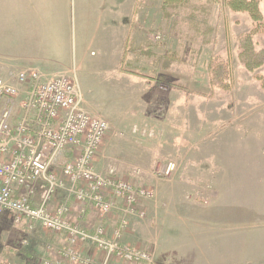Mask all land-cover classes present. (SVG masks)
<instances>
[{
	"label": "rangeland",
	"instance_id": "rangeland-1",
	"mask_svg": "<svg viewBox=\"0 0 264 264\" xmlns=\"http://www.w3.org/2000/svg\"><path fill=\"white\" fill-rule=\"evenodd\" d=\"M229 1L136 0L129 20L113 0H0V59L74 81L108 124L94 169L153 191L131 247L154 264H264V64L250 73L240 59L264 60V17ZM169 162L171 177L156 176ZM53 237L0 214V264H42Z\"/></svg>",
	"mask_w": 264,
	"mask_h": 264
},
{
	"label": "built area",
	"instance_id": "built-area-1",
	"mask_svg": "<svg viewBox=\"0 0 264 264\" xmlns=\"http://www.w3.org/2000/svg\"><path fill=\"white\" fill-rule=\"evenodd\" d=\"M7 77V78H6ZM26 87L23 100L20 89ZM108 130L105 120L90 116L83 107L77 84L66 76L51 79L35 69L0 75V214H9L13 224L28 223L64 238V245L47 244L52 258L42 264H92L81 247L90 244L104 256L103 264H154V255L122 244L121 237L131 218L143 219L141 202L153 198V191L117 179L113 171L102 174L93 162ZM69 160L55 173L58 159ZM176 165L167 163L155 173L169 178ZM20 190L19 197L15 192ZM35 192L38 203L31 205ZM73 198L84 209L91 208L102 217L113 212L119 223L110 236L99 226L89 235L67 219L66 203L54 211L48 204L58 193ZM27 240L22 245H27Z\"/></svg>",
	"mask_w": 264,
	"mask_h": 264
},
{
	"label": "crops",
	"instance_id": "crops-1",
	"mask_svg": "<svg viewBox=\"0 0 264 264\" xmlns=\"http://www.w3.org/2000/svg\"><path fill=\"white\" fill-rule=\"evenodd\" d=\"M113 1H118L119 4L123 5L122 7H124L126 4V6L129 9L128 17L130 20L134 6L136 4V0H113ZM263 3H264V0H261L260 6H259L260 8H262ZM262 16L264 17L263 14ZM129 20H128V23H129ZM120 24L125 26L126 23L125 21H123ZM18 69L19 68H16V66L8 59L7 60L0 59V72L1 73L5 74V72H8V71H19ZM25 93H26V87H22L20 89V96L18 100H23L25 97ZM261 94L263 96L262 100H264V90L263 89L261 90ZM20 193L21 191L17 190L15 192V196L19 197ZM65 199H66V195L64 194V192H58L49 202L48 210L52 212L55 210V208L58 205L62 203H66L68 207V213L66 216L67 219L71 222L72 225L78 226L82 231H84L85 233L89 235L93 234L95 229L98 228L99 226H103L106 229L107 235L110 236L119 223L120 215L118 212H113L106 217H102L98 213H95L93 209L89 207L84 209L73 198H70L68 200H65ZM37 203H38V193L36 192V194L32 198L31 205L36 206ZM137 221H138L137 219H132L128 221L127 227L124 230L122 237H121L122 244L126 246H130V247L132 245H135V247L136 246L141 247V245L135 242V239L137 237H141L140 231H138V228H136ZM23 225L25 226V230L28 232V223L25 222L23 223ZM49 241L52 244H54L56 247H62L65 243L64 238L62 236H59L56 238L53 237ZM12 251L13 250H7L5 252H2L1 254L3 255L4 253H7L9 256H11L13 254ZM81 251L85 257H88L92 261V264H100L97 260H95V255L98 256V255H103V254L96 251L93 246H91L90 244L83 245L81 247ZM118 262L111 260L109 264H118Z\"/></svg>",
	"mask_w": 264,
	"mask_h": 264
},
{
	"label": "trees",
	"instance_id": "trees-1",
	"mask_svg": "<svg viewBox=\"0 0 264 264\" xmlns=\"http://www.w3.org/2000/svg\"><path fill=\"white\" fill-rule=\"evenodd\" d=\"M260 1L261 0H230L226 3V5L234 13H242L248 15L254 25H260L263 20L262 14L259 9ZM240 59L244 63L246 70L250 73L260 68L264 64V60H259V62L255 65H251L246 58L240 56ZM208 70L213 74L212 83L218 84L217 76L219 73V65L215 64V66H213V63L210 61L208 64ZM256 79L259 78L257 77ZM261 84L262 89L264 90V79L261 80ZM168 87L181 89L180 87H177L175 85H168Z\"/></svg>",
	"mask_w": 264,
	"mask_h": 264
}]
</instances>
